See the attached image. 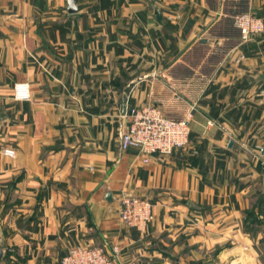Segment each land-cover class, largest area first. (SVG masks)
<instances>
[{"label": "crops", "instance_id": "0c3cea01", "mask_svg": "<svg viewBox=\"0 0 264 264\" xmlns=\"http://www.w3.org/2000/svg\"><path fill=\"white\" fill-rule=\"evenodd\" d=\"M76 2L0 0V264H59L81 243L118 245L114 264H209L216 247L264 264V136L260 157L237 143L264 87V32L244 40L234 20L264 19V0ZM21 80L30 100L13 96ZM144 102L191 112L188 145L148 162L122 149L124 114ZM124 195L152 201L146 231L120 219Z\"/></svg>", "mask_w": 264, "mask_h": 264}, {"label": "built area", "instance_id": "2783aa9c", "mask_svg": "<svg viewBox=\"0 0 264 264\" xmlns=\"http://www.w3.org/2000/svg\"><path fill=\"white\" fill-rule=\"evenodd\" d=\"M234 20L244 40L264 32V19L250 11L235 15ZM13 96L16 100H30L32 98L30 82L16 81ZM124 115L128 117V123L122 129L120 147L122 149L135 147L144 162H148L154 154L165 156L189 143L191 112L183 119H173L167 116L158 104L144 102L129 106ZM2 152L9 157L17 156L15 146H5ZM119 216L127 225L144 232L148 223L155 217L154 206L146 197L124 195L121 198ZM120 250L118 245L109 250L105 245L81 243L71 246L59 264H114L115 254Z\"/></svg>", "mask_w": 264, "mask_h": 264}, {"label": "rangeland", "instance_id": "374dc122", "mask_svg": "<svg viewBox=\"0 0 264 264\" xmlns=\"http://www.w3.org/2000/svg\"><path fill=\"white\" fill-rule=\"evenodd\" d=\"M250 78L252 80H260L259 74L257 76L251 75ZM258 84H262V81L258 82ZM263 85V84H262ZM238 95L240 97L242 96H249L251 94H248L246 90L240 89L238 91ZM255 96H256V102L251 105V114H253L251 117V125H250V133L245 137L246 133L249 131L247 130L248 126L245 122L239 123V135L237 139V143L240 144V146H245L246 143L244 142L250 140V143L253 144V148L256 150V156H261V147H262V136H264V102L261 100V98L264 96V87L258 86V88L255 90ZM210 123L215 124L214 120H210ZM241 130V131H240ZM248 131V132H247ZM245 148V147H240ZM250 147L249 156H253V153L251 152ZM248 156V157H249ZM255 156V157H256ZM240 176H243V173L240 174ZM243 187H241L242 189ZM248 195V192L246 191L242 196L246 197ZM245 203V202H244ZM242 215H241V228L246 230V232H243L246 236L251 239V208H243L242 209ZM243 225V226H242ZM243 230V231H244ZM250 230V231H249ZM241 244V243H240ZM209 257L212 258L211 262L209 264H251V247L250 249L243 248V247H235L233 248H225V249H218V247L211 249L208 252ZM217 261H216V260Z\"/></svg>", "mask_w": 264, "mask_h": 264}, {"label": "water", "instance_id": "95a60500", "mask_svg": "<svg viewBox=\"0 0 264 264\" xmlns=\"http://www.w3.org/2000/svg\"><path fill=\"white\" fill-rule=\"evenodd\" d=\"M67 1H68L67 10L69 12L73 13V12H77L79 10V4L76 2V0H67ZM134 83H135V81L130 82L129 85H127V87L125 88V93L123 96V99H124L123 108L124 109L126 106L127 92L131 89V86ZM230 144H232V140L230 141ZM3 255H4V249L2 247L1 240H0V260L2 259Z\"/></svg>", "mask_w": 264, "mask_h": 264}, {"label": "trees", "instance_id": "16d2710c", "mask_svg": "<svg viewBox=\"0 0 264 264\" xmlns=\"http://www.w3.org/2000/svg\"><path fill=\"white\" fill-rule=\"evenodd\" d=\"M218 249H220V248H218Z\"/></svg>", "mask_w": 264, "mask_h": 264}]
</instances>
